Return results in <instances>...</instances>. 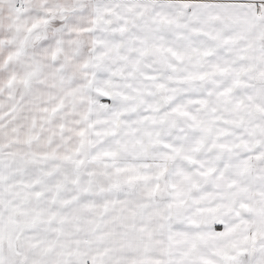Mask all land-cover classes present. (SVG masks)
I'll use <instances>...</instances> for the list:
<instances>
[{
    "label": "snow or ice",
    "instance_id": "1",
    "mask_svg": "<svg viewBox=\"0 0 264 264\" xmlns=\"http://www.w3.org/2000/svg\"><path fill=\"white\" fill-rule=\"evenodd\" d=\"M0 264H264V0H0Z\"/></svg>",
    "mask_w": 264,
    "mask_h": 264
}]
</instances>
